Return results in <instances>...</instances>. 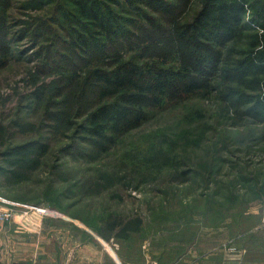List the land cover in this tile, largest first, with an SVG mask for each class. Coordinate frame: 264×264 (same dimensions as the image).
Returning a JSON list of instances; mask_svg holds the SVG:
<instances>
[{
	"label": "rangeland",
	"instance_id": "rangeland-1",
	"mask_svg": "<svg viewBox=\"0 0 264 264\" xmlns=\"http://www.w3.org/2000/svg\"><path fill=\"white\" fill-rule=\"evenodd\" d=\"M233 1L239 0L113 4L127 20L121 23L128 33L120 44L137 40L136 32L148 40L130 53L169 68L178 60L160 54L163 43L188 44L186 54L196 57L191 73L203 72L211 90L168 102L97 155L96 139L84 128L89 127L87 108L97 105L98 96L94 93L84 113L70 122L57 111L64 97L60 91H70L62 85L66 80L59 81L73 69L95 64L100 53L70 44L71 26L61 24L60 0H9L6 11L0 0L5 12L0 19V202L40 206L79 220L85 241L99 245L91 249L113 250L126 264H170L169 259L184 264L194 261L193 255L205 260L202 254L209 255L207 264L235 261L238 231L251 229L264 208V109L257 104L258 99L264 103V25L248 4L231 32L219 35L218 23L203 29L193 23L204 6ZM247 58L262 67L258 85L252 73H242L245 66L252 70ZM19 146L36 149L37 166L21 171L14 165ZM153 154L159 161L166 154L171 159L150 167L144 159ZM137 211L145 219L141 231L113 238L108 220Z\"/></svg>",
	"mask_w": 264,
	"mask_h": 264
},
{
	"label": "trees",
	"instance_id": "trees-1",
	"mask_svg": "<svg viewBox=\"0 0 264 264\" xmlns=\"http://www.w3.org/2000/svg\"><path fill=\"white\" fill-rule=\"evenodd\" d=\"M60 1L58 8L61 11L62 23L59 22L62 25L69 24L71 26L70 32H68L71 38L70 44L79 49H86L85 53L92 50L101 55L100 60H97L95 64L93 61L87 62L89 66L82 70L73 69L69 76L63 77L59 81L61 84L66 80L62 85L70 87V91L65 92L62 85L60 86L63 90L60 93L64 95L63 100L59 103L61 108L57 111L60 119H68L70 122L74 117L82 115L83 109L86 108L85 105L92 95L95 93V96H98L97 105L94 106V104L93 107L91 105L87 108L89 109V127L84 128L90 137L96 139L93 147L96 149L94 154L99 155L110 149L117 142L118 137L138 127L148 120L156 109L167 106L168 102L175 101L179 96L190 98L206 89L207 91L211 90L203 72L191 73L196 57L193 53L186 54L189 48L188 44H175L172 41L163 43L167 45L160 51V54H172L178 60L175 65H170L169 68L141 62L137 55L130 53L137 52L136 45L140 44L136 43L148 41L139 32L133 33L137 40L131 39L129 40L131 43L120 44L119 40L124 38L128 30L125 26H121L123 19L127 20L119 17L117 9L113 7V4L121 5L118 0ZM132 1L129 0V2ZM141 1L145 2V0ZM4 3L7 6L3 11L12 6L9 0H5ZM245 4L254 8V12L260 15L264 25V11H262L264 10V0H239L206 5L197 13L193 23L198 26L197 29L218 23L216 26L219 27L217 30L219 35L226 31L231 32L240 26ZM3 11L0 12V19L5 16ZM64 27L66 28V26ZM135 27L137 28L136 25ZM0 30L4 31L1 23ZM170 44L176 46L170 47ZM261 56L264 58V51L261 52ZM159 59H161V64L169 65L168 59L163 60V56H159ZM216 60L220 63L219 58ZM246 62L252 70L245 66L241 69L242 73H252V80L258 85L261 82L258 71L262 67L256 68L250 58H247ZM241 63L243 64L244 60ZM93 88H95V92ZM257 104L264 109V103L260 99ZM47 113L49 115L50 110ZM50 117L54 118L56 114L51 113ZM188 140L190 141L189 138ZM16 150L12 155L16 157L14 165L18 169L24 171L38 165L39 153L36 149L19 146ZM33 153L36 155L31 158ZM170 155L166 154L167 159L159 161L162 158L158 154H153V156L144 159V163L151 164L150 167L159 163L163 165L171 159L168 157ZM148 173L150 174V172ZM144 222L143 214L137 211L128 216H119L113 220L111 218L108 220V229L113 232V238L128 239L132 233L141 231ZM238 226H241L240 222ZM243 231L244 229L239 230L238 234Z\"/></svg>",
	"mask_w": 264,
	"mask_h": 264
},
{
	"label": "crops",
	"instance_id": "crops-1",
	"mask_svg": "<svg viewBox=\"0 0 264 264\" xmlns=\"http://www.w3.org/2000/svg\"><path fill=\"white\" fill-rule=\"evenodd\" d=\"M36 207L40 206H8L0 202V212L14 210L12 219L0 220V264H126L118 261L120 257L113 250L91 249L99 245L85 241V227L79 220L70 221L61 212ZM260 218L253 221L251 229L238 234L236 260L231 264H264V222ZM70 222L76 228L70 227ZM202 255L205 260L198 261L200 256L193 255L195 260L184 264H207L209 255Z\"/></svg>",
	"mask_w": 264,
	"mask_h": 264
},
{
	"label": "built area",
	"instance_id": "built-area-1",
	"mask_svg": "<svg viewBox=\"0 0 264 264\" xmlns=\"http://www.w3.org/2000/svg\"><path fill=\"white\" fill-rule=\"evenodd\" d=\"M0 200L3 201V199H0ZM36 208L41 210V211H43L42 208H38V207H36ZM13 217H14V210L13 209L9 208L6 211L0 212V220L1 221L5 222V221H8V220L12 219ZM261 217H262V220L264 222V208H263V210L261 212Z\"/></svg>",
	"mask_w": 264,
	"mask_h": 264
}]
</instances>
